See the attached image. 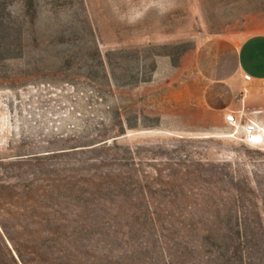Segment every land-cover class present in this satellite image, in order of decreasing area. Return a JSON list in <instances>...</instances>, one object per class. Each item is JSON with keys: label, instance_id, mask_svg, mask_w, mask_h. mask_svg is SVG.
Wrapping results in <instances>:
<instances>
[{"label": "rangeland", "instance_id": "374dc122", "mask_svg": "<svg viewBox=\"0 0 264 264\" xmlns=\"http://www.w3.org/2000/svg\"><path fill=\"white\" fill-rule=\"evenodd\" d=\"M256 31L264 0H0V184L41 192L78 157L61 151L116 138L152 174L228 165L220 182L252 186L264 211V143L203 106L196 70L211 37ZM237 118L264 128V111ZM33 155L36 179L18 164Z\"/></svg>", "mask_w": 264, "mask_h": 264}, {"label": "trees", "instance_id": "16d2710c", "mask_svg": "<svg viewBox=\"0 0 264 264\" xmlns=\"http://www.w3.org/2000/svg\"><path fill=\"white\" fill-rule=\"evenodd\" d=\"M115 140L61 151L78 157L60 185L0 184V264H264V211L252 186L220 182L228 165L152 174Z\"/></svg>", "mask_w": 264, "mask_h": 264}, {"label": "crops", "instance_id": "0c3cea01", "mask_svg": "<svg viewBox=\"0 0 264 264\" xmlns=\"http://www.w3.org/2000/svg\"><path fill=\"white\" fill-rule=\"evenodd\" d=\"M196 70L201 102L220 119L264 111V31L211 37L197 51Z\"/></svg>", "mask_w": 264, "mask_h": 264}, {"label": "built area", "instance_id": "2783aa9c", "mask_svg": "<svg viewBox=\"0 0 264 264\" xmlns=\"http://www.w3.org/2000/svg\"><path fill=\"white\" fill-rule=\"evenodd\" d=\"M224 121L230 125H233L235 128H237V126H239L237 124V121H238V118L236 117V115L233 113V112H228L224 115ZM240 128L239 129H242V130H245V132L249 131V129L251 131H256L258 130L257 126L254 125V122L252 120H250L249 122L247 123H243V124H240L239 126Z\"/></svg>", "mask_w": 264, "mask_h": 264}, {"label": "bare ground", "instance_id": "6f19581e", "mask_svg": "<svg viewBox=\"0 0 264 264\" xmlns=\"http://www.w3.org/2000/svg\"><path fill=\"white\" fill-rule=\"evenodd\" d=\"M254 125L257 126L255 128H257L258 130L251 131L249 129V131L246 132V134H248V141L254 144H263L264 143V128L259 126V124H257L256 122H254ZM237 128L239 129L240 127L237 126Z\"/></svg>", "mask_w": 264, "mask_h": 264}]
</instances>
